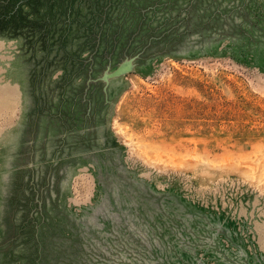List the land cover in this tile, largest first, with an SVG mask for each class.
<instances>
[{
    "label": "rangeland",
    "instance_id": "rangeland-1",
    "mask_svg": "<svg viewBox=\"0 0 264 264\" xmlns=\"http://www.w3.org/2000/svg\"><path fill=\"white\" fill-rule=\"evenodd\" d=\"M0 264H264V0H0Z\"/></svg>",
    "mask_w": 264,
    "mask_h": 264
}]
</instances>
